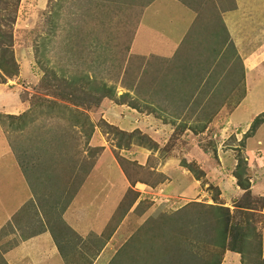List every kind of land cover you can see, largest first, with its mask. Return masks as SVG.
Masks as SVG:
<instances>
[{
    "label": "rangeland",
    "instance_id": "rangeland-1",
    "mask_svg": "<svg viewBox=\"0 0 264 264\" xmlns=\"http://www.w3.org/2000/svg\"><path fill=\"white\" fill-rule=\"evenodd\" d=\"M150 1L0 0V93H7V97L0 98L3 103L0 107L2 105L4 110H8L7 114L0 112V152L12 153L15 160H18L20 171L16 176L19 178L24 175L31 181L37 176L45 179V188L51 194L41 195L40 198L45 205L48 202L52 205L54 189L59 188L60 181L68 192L64 194L73 196L88 168L94 162L98 167L96 161L99 145H103L122 169V166L128 167L123 170L129 181L124 194H120V200L111 207L106 217L107 227L113 228L122 219L127 226L125 235H121L122 239L125 236L126 240L137 233L140 235L137 243H134L138 254L142 255V248L149 249L151 243L148 241L151 240L155 247L148 252L167 257V253L172 251L171 238H175L177 245L184 247L182 255L188 253L194 257L190 261L188 258L178 261L173 251L170 254L172 257H167L170 262L174 261L172 264H242L239 263L242 257L240 259L237 253L226 248L220 251L210 240L213 237L210 233H216L217 227H221V223L212 224L213 212L212 217L211 213L205 214L206 206L214 205L227 207L228 215L224 208L218 207L215 217L223 220L226 215L228 225L248 219L247 225L244 222L243 225L253 234V240L250 241L252 249L243 254V264H264V192L261 196L251 195L248 186L247 194L237 185L236 178L232 175L239 162L238 172L243 173L248 185V177L254 179L259 175L264 178V152L261 147V141L264 142V125L260 126L261 123L264 124V70H255L254 65L243 67V58L251 53V49L240 50L239 55L243 54V57L239 58L237 51L228 42L223 47L219 45L222 49L217 51L210 40L207 43L204 40L198 42L199 48L196 47V41L185 47V41H191L188 37L182 42L176 57H181L182 60L187 57L193 62L194 68L186 65L185 69L181 68L183 66L174 68L170 64L164 66L154 56L134 54L130 49L138 25L154 26L158 33L166 28L163 24L165 19L176 23L179 29L188 27L185 26L184 15L182 18L169 9L168 4L172 0L156 2L159 7L156 9L157 19L160 21L153 19L154 11L146 13L144 7ZM179 1L184 5L193 3L192 7L198 11V15L208 13L207 7L199 8V4L203 5L205 0ZM259 6L262 13H254L255 16L243 28L248 33L253 29L248 38L253 39L254 49L264 41V30L259 27V23L264 25V8L261 4ZM202 20L203 18H198L197 24ZM217 21L216 18L209 23L211 20L207 19L206 26H202L206 35H201H204V39L213 37L214 40L219 35L218 39L225 44V35L219 30ZM160 24L164 28H160ZM209 26L213 28L212 31ZM144 34L153 38L151 32ZM183 46L185 52L181 53ZM200 54H209L216 61L209 65L205 58L198 57ZM201 77L195 86L190 81ZM196 85L197 92L194 91ZM101 101L105 103L104 108L116 105H120L122 111L134 108V115H137V110H147L146 105L150 102L153 105L151 108L155 110L159 107L164 114L175 110L170 115L171 119L175 118L173 133L166 144H157L160 149L156 153L153 150V140L141 136L137 130L127 128L122 131L117 126L107 124L102 119L109 118L99 106ZM17 103H20V108ZM238 104L240 108L232 115L233 108ZM219 107L220 118H217L218 115L214 112ZM9 115L15 118H10ZM162 116L169 118V114ZM184 128H188L190 132L184 131ZM198 131L201 133L195 136ZM135 142L143 144L144 148L147 146L146 149L149 150L147 158L140 162L141 165L137 161L123 160V156L121 157L126 151L120 149L126 148L129 143L133 146ZM172 150V167L183 171H178L182 177L187 171L195 179L202 175L214 179L221 164L227 165L230 170L226 180L229 188L226 187L228 189L225 194L222 196L218 187L209 179H203L205 184H198L204 193L200 196L173 192L172 181L177 179L167 177L166 180L162 174L169 170L163 165V152L169 153ZM193 152L201 155L202 162L196 163L198 158L191 157ZM249 155H253V158L261 157L263 162L260 168L257 167L258 163L250 160ZM100 164L103 165V162ZM23 168L25 172L22 174ZM105 168L109 167L105 165ZM102 170L104 172L100 176L103 177L106 171ZM61 175L68 180H61ZM111 177L118 187L120 180L117 175L113 174ZM115 180L118 181L115 183ZM35 182L37 183L36 180ZM90 182L91 189L94 190H99L100 185L108 186V183L97 176H92ZM231 185H237V190L234 187L233 190ZM59 196L57 192L54 197ZM61 196L62 201H65L66 197ZM18 198L20 202L25 199L23 196ZM184 211L191 213L190 220L196 219L205 227L204 230L192 229L193 226L185 224L179 233L166 227L164 237L170 239L168 241H163L162 235L158 236L157 232L150 231L157 226L156 221H160L162 216L172 218L173 214L170 213L177 212L181 215ZM53 216V237L59 238L56 245L61 254L68 255L70 264H83L81 252L74 254L69 251V244L61 239L66 235L64 229L66 233L70 228L62 222L59 215ZM16 223L17 221L14 222L13 242H17L22 235ZM49 224L47 221L46 227L51 229ZM205 225H209L211 229H206ZM6 226L8 224L3 227ZM207 233L209 234L204 235ZM93 238L95 237L86 236L91 245L98 243V240H91ZM162 241L165 246H156V242ZM259 241L260 256L256 250V243ZM119 243L114 244L111 258H114ZM111 258L105 257V260H109L108 264ZM0 264H3L1 258Z\"/></svg>",
    "mask_w": 264,
    "mask_h": 264
},
{
    "label": "crops",
    "instance_id": "crops-1",
    "mask_svg": "<svg viewBox=\"0 0 264 264\" xmlns=\"http://www.w3.org/2000/svg\"><path fill=\"white\" fill-rule=\"evenodd\" d=\"M157 1L159 0H151L144 8L146 13L148 12V14H150L151 12L153 13L154 11L155 13L153 19H155L156 21H160L157 19L156 13V9L159 8L158 5H156ZM193 1L196 2V0ZM153 4L154 8L152 7ZM260 4L264 8V0H205L203 5L199 4V8L207 7L208 13L198 15V11L192 7L193 3L192 5H184L179 0H172V2H169L168 4L169 9L179 14L182 18L184 15V21L186 23L185 26L188 27L179 29L176 23H171L172 21L168 19H165L163 23L166 28L162 27V24H160V28H164L161 33H158V30H154V26L151 27L150 25H138L134 32V39L131 43L132 49L130 50L131 52H134V54L136 53L141 56H154L156 59H160V63L164 66L170 64L171 66L174 65V68L183 66L181 68L185 69V65L187 67L189 66L194 68L193 62L188 60L187 57H184L182 60L181 57H176V54L181 48L182 42L186 37L191 38V41L189 43L185 41V47H188L190 44L196 41V47L199 48V46L197 45L198 42L204 40L205 43H207L210 40V44L213 45L212 47L216 51L220 50L221 47L219 45L225 46L226 42H228L232 44L231 48L233 49L234 47V49L237 51L236 55H238L239 58L243 57V54L239 55L240 50L243 51V48L251 49V53H249L246 57L244 56L243 58V67L254 65V67H256L255 70L263 71L264 41L260 42L258 44V47L254 49L255 44L254 42H252L253 39L250 37L248 38V34H250L253 29L249 33L245 30L243 31V28L246 26V24L249 23L255 16L254 13H262L259 9ZM200 17L203 18V20L198 25L197 20ZM216 18L218 19L217 25L220 28L219 30H221L225 35V44L220 42V40L218 39L219 35H216L215 40L213 39V37L204 39V35L206 34H204V27L202 26H206L205 21H207V19L211 20V22L209 23H212ZM157 26L159 27V22ZM210 27L211 26H209V30L211 29L212 31L213 28ZM259 27L264 30V25L261 26L259 23ZM144 32H151V34H153V38L147 37L145 35L146 33L144 34V36ZM165 32H167V34ZM184 46V50L182 49L181 53L185 52ZM198 57L205 58V61H207V64L209 65H213V63L216 61L212 59L213 57H211V55L209 56V54H200ZM256 72L258 71H255V73ZM173 75L176 74L173 73ZM251 75H254V73H252ZM185 77L189 78L188 76ZM201 79L202 77L200 79H196V81H190H192V84H194L195 86L197 81H200ZM202 81H204V79ZM197 87L198 86L196 85V88L194 89V91L196 92L198 90ZM195 93L193 96H195ZM2 96L7 97V93H0V98ZM146 96L148 97V95ZM149 99L153 101L156 100L151 98ZM151 103L152 102L146 105L147 110L143 109L140 111L136 109L137 115H134L132 113V109L134 108H129V111H122L120 109V105L104 108L103 104L105 103H103L102 101L99 103V106L101 110L106 113L105 115H108L109 121L104 117L102 118L107 124H109L110 126H117V128H120V130L122 131L127 130V128H133L134 130H137L141 136H145L148 140H153V145H155L153 147V150L156 151V153H159L158 150L160 148L157 147V144H161L162 142H165L166 144V140L171 137L170 134L173 133L172 131L175 124V118L171 119L170 115L175 110H172V112L169 113L165 112V114H169V118H164L162 116L165 115L163 109H160L158 107L154 110L153 108H151V106H153L151 105ZM242 103L244 105V102ZM0 104H3L2 99L0 100ZM4 104H6V102ZM19 104L20 103H17L18 108H20ZM1 107L2 109H0V112L2 114H7L8 110H4L2 105ZM239 108L240 104L234 107L232 115H235V112ZM177 112L183 113L181 110H177ZM219 112H221V107H219L214 113L218 115ZM217 118H220V115H218ZM261 125L264 124L261 123L260 126ZM259 129L261 130L262 128ZM184 131L190 132L188 128H184ZM185 133L186 132H184L183 134ZM200 133L201 131H198V133H195V136ZM255 133L256 132L254 131V134ZM99 146L100 150L98 161H96L98 167L95 166L94 162V165L91 166V168H88V171L83 176V181L80 185H77V189L74 190L75 192L73 196L71 195L70 197H68L69 195L67 196L64 194L68 192L64 190V188L66 189V187H62V181H60L59 188L54 189V202L52 200V205L49 202L47 205H45V203L40 198L41 195L51 194V192H47L48 188H45V179L41 176H37L36 178H34V180L31 181V179H26L24 175L23 178H19L18 176H16L19 175L18 172L20 171L18 166L19 164L17 165L18 160H15L16 158H14L12 153L8 152L3 154V152H0V258L3 264H70L67 258L68 255L63 256L61 254V250H59L58 246L56 245V242L59 241V238L54 239L53 237V215H59L62 222H64V224L70 228V231L66 233L64 229V234L66 235L61 237V239L62 241L69 244V251H73L74 254L81 252L82 258L84 259L83 264L109 263V260H105V257H108L110 259L113 255L112 250L113 248L115 249L114 244L120 242L119 245H121V242L125 240L126 237L124 236L125 238L123 237L122 239L121 235H125L124 232L126 231L127 226L124 225L125 223L121 219L120 222L117 221L115 223L113 228L109 229V227H107L108 224L106 222V217L109 215L111 207L117 204V202L120 200V194H124V189L129 184V181L125 177L123 170L126 169L127 166H122V169L121 166H119V164L116 162L115 157L110 154L109 150L103 145ZM101 146H103V148H101ZM143 146L144 145L140 144L139 142H135V145L133 144V146L129 143L126 148L120 149L121 151H126V153L122 154L121 157L123 156V160L137 161V164L141 165L140 162L147 158L146 154H148L149 152V150L146 149L148 147L145 146L146 148H144ZM167 147L172 149L169 145ZM261 147L264 152L263 140L261 141ZM163 153L165 155V157L162 159L164 162L163 165L165 166V168L169 169H166L167 171L162 173L163 176L166 177V180H168L167 177L170 179L175 177L177 179L175 181H172V191L174 190L173 192L179 191L181 193H184V195L188 194L189 196H200L204 193L203 189H200V186H198V184L204 183L203 179H209V181H212L213 184L218 187L219 192H221L220 194H222V196L225 194V190L229 188V182H227L226 180L228 179L227 176L230 173V170L228 169L227 165L224 166L223 164H221V166L217 170L218 174L214 177V179L208 178L206 177V175H202L201 178L195 179L193 176L188 174L187 171L183 174L184 177H182L178 173L183 171H180V169H178L176 166L175 167L177 169L172 167L173 157L171 156L173 154V150L169 153ZM189 154H191V152H189ZM191 157L198 158L197 160L195 159L196 163L202 162L203 159L201 158V155L197 154L196 152H193ZM249 158L251 161H255L256 163H258V168L261 167V162L264 161V155L263 161L261 157L253 158V155H249ZM102 162L103 165L100 164ZM105 165H107L109 168L106 169ZM100 169H105L106 171V175H104L103 177L100 176V174H102L104 170L101 171ZM24 170L25 169L23 168L22 174L25 172ZM8 172L11 173L8 174ZM113 174L114 176L117 175L118 180H120V185L118 187H116L112 181L113 177L111 176ZM11 176H13V178H10ZM92 176H97L98 178L103 180L104 183H108V186L105 184L100 185V188H98L99 190L91 189L92 187L90 180ZM63 177L65 176L61 175L60 179L63 181L68 180V178L65 177L64 179ZM248 178L250 194L261 196L264 192L263 176L256 175L254 179H250V177ZM35 180L37 181V183H34ZM118 180H115V183ZM86 182H88L86 187H83ZM136 183L139 182L137 181ZM230 187L232 189L234 187V189L237 190V185H231ZM57 192L60 195L58 198L54 197ZM71 193L72 191L69 194ZM61 195H64L66 197L65 201H62L63 197ZM18 196H23L25 199L21 200L22 202H20ZM62 210L63 212H61ZM15 221H17L16 226L19 227V229L21 230L20 232L22 233L21 238L17 242H13ZM47 221L51 224H49L51 229H48L46 227ZM6 224H8V226H6V228L3 227ZM87 235L94 236L95 238L91 240H98V243H95L94 245H91L92 243L89 244L86 239ZM102 235L105 236L102 237ZM81 245H84V247ZM110 250L112 251V253Z\"/></svg>",
    "mask_w": 264,
    "mask_h": 264
},
{
    "label": "trees",
    "instance_id": "trees-1",
    "mask_svg": "<svg viewBox=\"0 0 264 264\" xmlns=\"http://www.w3.org/2000/svg\"><path fill=\"white\" fill-rule=\"evenodd\" d=\"M263 116H264V113H263ZM9 117L15 118L11 115H9ZM238 166H239V162L236 163L235 169L232 171V175L236 178L237 185L239 187H241L242 189H244L245 192H247V194H248V186L249 185L246 182L247 179L243 177L242 172H240V171H239L240 173L238 172ZM200 173H201V171H200ZM206 207H207V212H205V214L211 213V217H212V212H213L212 224L216 225V224L221 223L220 224L221 227H219V228L217 227L216 233H210V234H213V237H210V240H212V244H214L215 246L220 248L221 249L220 251H222V249L226 248L227 250H230L233 253H237L240 256V259L242 257V259L240 260L239 263L242 262V264H243L244 263V261H243L244 252H247V250L252 249V245L250 244V241L253 240V234L250 233L247 230L246 226L243 225V222L245 225H247L248 219L244 218V219H241L239 222L229 223V225H228L227 220H226V215L223 218V220H219L218 218L215 217V211H217L218 207L224 208L223 210L228 215L229 211H228L227 207L214 206V205H212V207L210 205H207ZM170 214H173L172 218L171 217L168 218L167 216H162L163 218L161 217L160 221H156L157 226L155 228L150 229L151 232H152V230L154 233L157 232L158 236L162 235L161 239H163V241L170 240V239H167L166 237H164V232L166 231L167 228L168 229H174L176 232H179L181 230V228L184 227L185 224H187V225L190 224L191 226H193L192 229L198 228V230L199 229L204 230V228H205V227H203V225H200L196 219L190 220L189 217H190L191 213H187L184 211L181 215H178L177 212L176 213L173 212ZM215 220H217V221H215ZM205 226H206V229H211V227H209V225H205ZM246 230H247V232H246ZM143 233L146 234L145 231H143ZM208 234L209 233L204 234V235H208ZM139 236L140 235H138V233L133 235V236L130 235L129 238H127L118 247V250L115 252L114 258H111L112 260L110 261V264H172V262H174V261L170 262V259L167 260V257H172V256H170V254L173 251H174V253H176V256H174V257L178 261L181 260L182 258H188V260L190 261L194 257L193 254H188V253L182 255V251L184 250V247H182L181 245L179 246V244L177 245L178 241H174L175 238H171L172 251L167 253V255H166L167 257L159 256V254L152 255V253L148 252L149 249L151 250L153 247H155V244L152 245L151 240L148 241L151 243V246L148 247L145 243V245L149 249L146 250V249L142 248L143 252H142V255H140L136 252V245L134 244V243H137ZM142 236H143V234H142ZM163 241H162V243L156 242V246H165ZM180 243H181V241H180ZM256 245H257V248H256L257 254H259V256H260V252H259L260 241L257 242ZM126 248H128V250ZM215 252H216V250H215ZM215 255H216V253H215ZM262 258H264V255ZM156 259H157V261H156ZM153 260H155V261H153ZM158 260H160V262H158Z\"/></svg>",
    "mask_w": 264,
    "mask_h": 264
}]
</instances>
